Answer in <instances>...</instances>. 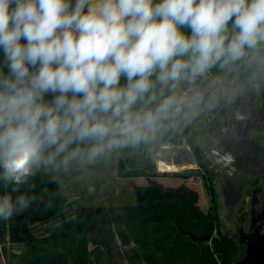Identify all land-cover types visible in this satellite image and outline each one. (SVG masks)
I'll return each mask as SVG.
<instances>
[{"label":"clouds","instance_id":"obj_1","mask_svg":"<svg viewBox=\"0 0 264 264\" xmlns=\"http://www.w3.org/2000/svg\"><path fill=\"white\" fill-rule=\"evenodd\" d=\"M241 69L264 81V0H0V219L37 199L39 173L181 131Z\"/></svg>","mask_w":264,"mask_h":264},{"label":"trees","instance_id":"obj_2","mask_svg":"<svg viewBox=\"0 0 264 264\" xmlns=\"http://www.w3.org/2000/svg\"><path fill=\"white\" fill-rule=\"evenodd\" d=\"M190 147L198 169L161 173L153 155L162 144ZM203 157L195 142L191 123L170 134L149 149L125 150L116 158L117 178H145V186H134L136 204L86 206L77 203L73 214L60 224L46 229L47 237H35L32 226L60 213L66 200L56 179L39 173L29 194L37 199L31 206L0 219V243L6 264H233L239 246L223 232L217 215L214 188L208 186L211 208L206 213L198 206L196 191L181 185L164 187L159 177L189 179L203 177ZM27 191V186L21 187ZM8 192L0 186V195ZM19 193L13 194V196ZM216 236L212 237L213 233ZM188 233L209 241L197 243ZM24 244L19 255H8L5 244Z\"/></svg>","mask_w":264,"mask_h":264},{"label":"water","instance_id":"obj_3","mask_svg":"<svg viewBox=\"0 0 264 264\" xmlns=\"http://www.w3.org/2000/svg\"><path fill=\"white\" fill-rule=\"evenodd\" d=\"M261 110L253 109L250 115L253 121L261 120ZM250 119V118H249ZM244 121L239 118L231 126L223 128L222 150H218L215 140L210 136L202 111L191 121L194 125L195 142L206 160L216 166L223 173V182L217 180L215 191L219 205L218 217L227 231H234L233 221L237 207L242 198V192L246 185L247 175H255L264 169V149L257 147L247 136ZM264 130V129H263ZM262 130V131H263ZM168 154L165 163L183 167L194 162V157L186 144L180 147L173 146L163 149ZM237 241L245 245V253L235 264H264V210L261 214L252 215L248 230L242 227L236 229ZM190 238L197 242H205L211 239L210 235L198 238L188 233Z\"/></svg>","mask_w":264,"mask_h":264},{"label":"rangeland","instance_id":"obj_4","mask_svg":"<svg viewBox=\"0 0 264 264\" xmlns=\"http://www.w3.org/2000/svg\"><path fill=\"white\" fill-rule=\"evenodd\" d=\"M214 71V70H213ZM192 132L194 133V128L192 126ZM182 145V143H181ZM179 145V147L181 146ZM189 147V146H188ZM190 149V147H189ZM190 152L192 153L191 149ZM193 155V153H192ZM203 164L204 169L203 177H193L189 180H186L185 183L190 185L193 189H195L200 196V209L207 212L206 205L209 209L211 208V195L209 194L208 186H212L214 188L213 197L217 202V192L215 191L216 181L217 179H222V174L220 171L212 165L209 161L205 159L203 154ZM194 157V155H193ZM168 158L167 153H163L161 148L153 155V159L156 164V168L158 171L159 161H166ZM191 166V167H190ZM177 171H185V170H196L198 169V165L196 163L195 157L194 162L190 165H186L184 168L176 167ZM164 171V170H162ZM173 172H176L174 170ZM166 173H172V171H166ZM42 176H49L46 173H41ZM58 182L59 188L66 200V205L64 209L58 213L52 219H49L43 223L36 224L32 227V232L35 237H47L48 232L46 229L51 228L55 225L60 224L62 221L67 220L73 214V208L77 203H83L86 206H102V205H122V204H135L136 198L134 194L131 192L133 190L134 184L136 186H145V181L142 180L139 182L136 180L133 182L131 179H119L115 175V160L114 158L106 163L98 165L94 170H92L88 174H80V173H69L66 175L57 176L55 178ZM183 182H172L169 183L172 186H176L178 184H182ZM132 195V196H131ZM201 199L204 200L205 206L201 204ZM244 201V199H243ZM203 203V201H202ZM219 205L217 203V215L219 211ZM219 218V217H218ZM240 216H236L234 220V225L239 224ZM248 219V215H246V221ZM221 228L223 232H227L230 236L236 241L239 246V252L237 257L235 258L233 264L240 260L241 256H243L244 248L239 245L237 241L236 232L230 233L228 232L224 225L219 220ZM216 236L214 232L212 237ZM6 253L8 255L14 254L15 252H22V246H11L10 244H5ZM0 264H6L4 256L2 254V244L0 243Z\"/></svg>","mask_w":264,"mask_h":264},{"label":"flooded vegetation","instance_id":"obj_5","mask_svg":"<svg viewBox=\"0 0 264 264\" xmlns=\"http://www.w3.org/2000/svg\"><path fill=\"white\" fill-rule=\"evenodd\" d=\"M234 75L236 79L235 93L228 98L221 99L215 107L204 108L201 110L204 119L206 121L209 134L215 140V145L218 148V150L221 151L222 150L221 146L224 145L222 141V134H223L222 130L224 128V122L225 125L231 126L235 124L239 118H242L244 121L248 118L247 123L245 124V130L247 131V136L252 140V142L257 147L264 149V130H263L264 129V81H260L259 86H257L252 82H249L248 79L249 73L243 69L238 70V72ZM199 87L206 89L208 87V84L206 81H201L199 83ZM253 109L261 110L260 111L262 115L261 118L263 120L262 123L261 120L256 122L253 121V117L249 114L250 111ZM191 126H193V128L195 129L192 122H191ZM201 154L203 153L201 152ZM220 173L222 174V179H217V180L223 182V173L221 171ZM263 210H264V169L259 173L257 172V174L255 175H251V174L247 175L246 185L243 189L242 198L237 207V211L235 214V217L240 216L241 219L239 220V224L237 225H234V221H233L235 230L228 232L234 233L236 232V229L239 227L248 230L249 221L252 215L257 216L261 214ZM246 215H248L247 221H246ZM241 246H243L245 253V245H241Z\"/></svg>","mask_w":264,"mask_h":264},{"label":"crops","instance_id":"obj_6","mask_svg":"<svg viewBox=\"0 0 264 264\" xmlns=\"http://www.w3.org/2000/svg\"><path fill=\"white\" fill-rule=\"evenodd\" d=\"M167 144V145H166ZM182 144H186L187 145V143H186V141L185 140H183L182 141ZM172 144H168V143H165V144H162L159 148H161V150H162V152H163V149L164 148H167L168 146L169 147H172L171 146ZM174 146V145H173ZM176 147H178V146H176ZM187 147H188V145H187ZM164 153V152H163ZM192 154V153H191ZM114 160H115V162H116V158H114ZM164 164H166V165H170V164H167V163H165V161H162ZM172 166H174V167H176L175 165H172ZM185 166H183L182 168H184ZM180 168V167H179ZM158 171L159 172H161V173H166V171H162L161 169H159L158 168ZM173 172V171H172ZM176 172H179V171H177L176 170ZM44 177V176H43ZM119 179H121V178H119ZM131 180H133V182H135L136 180H138L139 182H141L142 180H144L145 181V185L148 183V181H147V179H145V178H130ZM190 179V178H189ZM189 179H186V180H189ZM159 184H161L162 186H164V187H177V186H181V185H184V186H186V187H188V188H190V189H192V190H194V191H196L195 189H193L190 185H188L187 183H185L186 182V180H184V179H181V178H170V177H159V178H156L155 179ZM183 182L182 184H178V185H176V186H172L171 184L169 185V183H172V182ZM134 186H136L135 184H134ZM139 186V185H138ZM131 192L133 193V190H131ZM196 193L198 194V192L196 191ZM134 194V193H133ZM132 196V195H131ZM135 196V195H134ZM136 198V197H135ZM202 201H203V203H202ZM135 204H136V202H135ZM198 206H200V196H199V194H198ZM201 204H203V206L202 207H204L205 206V203H204V200L203 199H201ZM122 205H129V204H122ZM105 206H107V205H105ZM200 208V207H199ZM206 209H207V211H208V208H207V205H206ZM203 211V210H202ZM203 212H205L206 213V210L205 211H203ZM40 224V223H39ZM33 227V226H32ZM31 230H32V228H31ZM34 234V233H33ZM7 242H6V244L8 243V244H10L11 246H15V247H17V246H22L23 247V250H24V244H11V243H9L8 242V240H6ZM23 252V251H22ZM22 252H15L14 253V255H19V254H21Z\"/></svg>","mask_w":264,"mask_h":264},{"label":"bare ground","instance_id":"obj_7","mask_svg":"<svg viewBox=\"0 0 264 264\" xmlns=\"http://www.w3.org/2000/svg\"><path fill=\"white\" fill-rule=\"evenodd\" d=\"M169 144V143H168ZM167 145V144H166ZM172 146V145H171ZM159 169L164 170V171H174L177 170L176 167L172 165H166L162 161H159ZM191 167V166H190Z\"/></svg>","mask_w":264,"mask_h":264}]
</instances>
